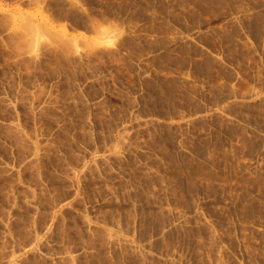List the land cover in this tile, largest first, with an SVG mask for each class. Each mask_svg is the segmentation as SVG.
Here are the masks:
<instances>
[{
  "label": "rangeland",
  "instance_id": "obj_1",
  "mask_svg": "<svg viewBox=\"0 0 264 264\" xmlns=\"http://www.w3.org/2000/svg\"><path fill=\"white\" fill-rule=\"evenodd\" d=\"M0 264H264V0H0Z\"/></svg>",
  "mask_w": 264,
  "mask_h": 264
}]
</instances>
